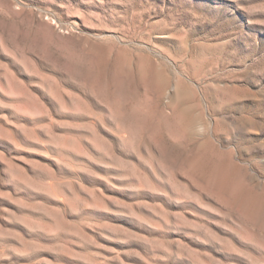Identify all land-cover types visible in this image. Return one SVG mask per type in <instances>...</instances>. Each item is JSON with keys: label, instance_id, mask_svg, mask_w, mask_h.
<instances>
[{"label": "rangeland", "instance_id": "374dc122", "mask_svg": "<svg viewBox=\"0 0 264 264\" xmlns=\"http://www.w3.org/2000/svg\"><path fill=\"white\" fill-rule=\"evenodd\" d=\"M0 264H264V0H0Z\"/></svg>", "mask_w": 264, "mask_h": 264}, {"label": "bare ground", "instance_id": "6f19581e", "mask_svg": "<svg viewBox=\"0 0 264 264\" xmlns=\"http://www.w3.org/2000/svg\"><path fill=\"white\" fill-rule=\"evenodd\" d=\"M177 98V97H176Z\"/></svg>", "mask_w": 264, "mask_h": 264}]
</instances>
